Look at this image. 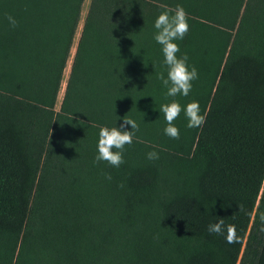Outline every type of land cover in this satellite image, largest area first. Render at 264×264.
Masks as SVG:
<instances>
[{
  "label": "trees",
  "instance_id": "16d2710c",
  "mask_svg": "<svg viewBox=\"0 0 264 264\" xmlns=\"http://www.w3.org/2000/svg\"><path fill=\"white\" fill-rule=\"evenodd\" d=\"M83 2L0 0V264H264V0H90L56 109ZM177 5L198 79L168 97L154 21ZM173 101L206 114L178 140ZM123 118L124 163L95 162Z\"/></svg>",
  "mask_w": 264,
  "mask_h": 264
},
{
  "label": "clouds",
  "instance_id": "9594fccd",
  "mask_svg": "<svg viewBox=\"0 0 264 264\" xmlns=\"http://www.w3.org/2000/svg\"><path fill=\"white\" fill-rule=\"evenodd\" d=\"M6 18L11 27H17L18 22L13 16L8 15ZM154 27L157 30L154 39L161 45L164 56L163 63L167 66V78L163 73L158 76L162 85L167 88L166 96H188L192 90V82L198 79V72L195 66L189 69L186 54L181 57L177 56L180 48L174 42L183 40L187 35L189 31L188 14L182 6L177 5L174 10L161 12L154 21ZM182 110L187 118L186 126L188 128H201L206 122V114H201L200 105L196 101L188 103L183 109L176 101L162 104L160 111L163 112L167 122L164 132L171 139L178 140L180 138V130L174 125V121L179 118ZM129 125L131 131L124 130ZM137 131H139V125L131 118H123L119 127H101L98 134V155L95 157V162L105 161L112 167H120L124 163L122 154L125 145L132 144ZM158 158V153L155 151L147 153V159L149 160ZM106 178L110 180L111 176L109 175ZM262 220H264V217H262ZM208 231L216 235H225L226 232L225 239L229 244L238 243L240 240L235 226L228 225L225 228L223 218L210 224ZM261 231H264V227L261 228Z\"/></svg>",
  "mask_w": 264,
  "mask_h": 264
},
{
  "label": "rangeland",
  "instance_id": "374dc122",
  "mask_svg": "<svg viewBox=\"0 0 264 264\" xmlns=\"http://www.w3.org/2000/svg\"><path fill=\"white\" fill-rule=\"evenodd\" d=\"M89 1L90 0H84L82 8H81L80 21H79V24H78V27H77V30H76V34L74 36L73 46H72V50H71V56H70V58H69V60L67 62V66H66V68L64 70L63 83H62L61 89H60V91L58 93L57 101H56V104H55V108L56 109H58L59 106H60V102H61V99H62V96H63V92H64V88H65V82L67 80V77H68V74H69V70H70V65H71V62H72V56H73V54L75 52V47H76V44H77V41H78V38H79V35H80V31H81V27H82V24H83L84 17L86 15V12H87V9H88Z\"/></svg>",
  "mask_w": 264,
  "mask_h": 264
}]
</instances>
